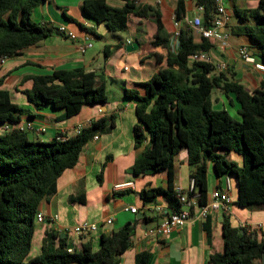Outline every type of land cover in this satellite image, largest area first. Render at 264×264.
<instances>
[{
    "label": "trees",
    "instance_id": "trees-1",
    "mask_svg": "<svg viewBox=\"0 0 264 264\" xmlns=\"http://www.w3.org/2000/svg\"><path fill=\"white\" fill-rule=\"evenodd\" d=\"M46 1L0 0V58L20 56L47 37L65 35L48 23L33 21L34 10ZM122 1L123 6L115 7L106 0H86L82 12L85 19L114 33L124 32L130 21L146 19L149 31L151 26L154 29L151 45L167 51L165 69L148 81L135 84L137 89H125L126 98L136 100L135 147L145 145L131 170L135 175L160 173L168 178L166 189L141 191L144 203L165 196L169 211L181 210L174 186V165L176 158L186 151L200 205L208 199L211 165L219 179L236 180L238 196L234 205L264 206V81L249 91L234 79L231 71L218 73L212 64L191 62L193 54L207 52L213 45L203 38L196 42L197 35L186 21L184 0L178 2L175 10L176 21L181 23L175 51L165 35L158 8L140 0ZM196 5L203 8V26L209 27L216 15L217 0H196ZM234 12L242 25L232 28L231 34L248 37L258 60L264 64V0L255 9ZM104 55L105 59L110 57L108 46ZM30 79L32 87L24 91L29 101L39 107L64 110L66 119L78 115L85 105L108 102L106 87L95 72L81 68L56 70ZM215 91L222 92L232 106L236 103L239 119H234L227 109H214V102H218L213 98ZM24 113L13 103L9 92L0 89V125H17ZM115 119L112 115L93 121L80 134L66 140L44 142L17 128L0 134V264L120 263V257L132 245L130 225L102 234L98 251L88 241L82 244V251L73 248L69 252V234L47 230L41 254L29 257L41 202L56 193L61 175L76 166L95 135L114 127ZM193 194L188 193L189 197ZM205 226L210 233L208 222ZM222 234L223 250L210 256V264H263L264 240L259 241L256 234L248 233L245 227H234L228 217H224ZM150 257V252H141L136 256V264H148Z\"/></svg>",
    "mask_w": 264,
    "mask_h": 264
},
{
    "label": "crops",
    "instance_id": "crops-1",
    "mask_svg": "<svg viewBox=\"0 0 264 264\" xmlns=\"http://www.w3.org/2000/svg\"><path fill=\"white\" fill-rule=\"evenodd\" d=\"M84 1L86 0H47L34 10L32 19L36 23H48L55 28L63 26L67 32L71 31L79 38L86 32L83 24L87 22L93 27L90 29L92 48L81 53L77 44L66 35L54 34L26 49L20 56L8 58L0 68V89L8 91L13 103L25 110L21 122L9 125L10 128L31 123L37 129H46L42 134L29 132L32 139L50 142L60 134L73 137L78 126L89 120L109 119L112 115L116 117L114 127L95 135L99 138H93L83 149L76 166L61 175L56 193L49 200L41 202L39 212L47 221L36 223L29 257L34 258L41 254L47 230L62 234V231L85 222L96 224L98 231L85 237L69 234L72 249L78 252L82 251V244L88 241L98 251L102 234L127 225L133 228L132 245L120 257L119 264H136V256L145 251L151 254L148 264H210V256L223 250L224 217H228L234 227H245L248 233L256 234L259 241L264 240V206L249 208L234 205L238 196L235 179H232L233 204L229 214L219 212L211 214L204 221L196 219L175 229L161 240L146 236L148 229L166 219L169 203L165 196H158L155 202L145 204L140 193L149 188L166 189L168 178L160 173L135 175L131 170L137 157L145 150V145L135 147L134 127L138 122L136 100L126 98L125 89H137L135 84L144 83L165 69L167 51L151 45L154 29L151 26L149 31L148 20L136 19L128 23L124 32H110L104 25H96L85 19L82 12ZM106 1L115 7L124 5L122 0ZM179 1L140 0L143 4L159 9L165 35L170 38L171 43L175 29L173 18ZM184 1L186 21L190 22L200 13L196 0ZM259 2L260 0H221L230 17L226 28V32L230 34L229 47L222 50L214 45L208 51L213 64H227V72L231 71L234 79L249 91L256 89L264 81V71L257 70L240 59L238 49L243 47L256 62H260L250 39L246 36H233L231 29L242 25L235 15V9H255ZM196 42H201L199 36L196 37ZM132 44L137 45L136 50H128ZM106 46L109 47L108 59L104 55ZM79 68L98 75L99 82L104 83L107 90L106 104L85 105L78 115L66 119L64 110L51 106L39 107L24 94V91L32 87L31 77L50 75L56 70ZM227 103L228 101H222L224 109H227ZM233 106L237 110L236 103ZM6 126L0 125V134L6 131ZM234 159L241 163L238 157L235 156ZM174 172L175 188L179 187L187 192L191 167L186 151L176 158ZM225 179H219L209 165L208 194L218 186H223ZM127 183H132V187L115 188ZM131 207L136 209L135 214L127 210ZM141 215L144 217L141 218ZM55 217L57 219L52 221ZM108 219L113 220L112 224H106ZM206 222L209 224L210 233L206 229Z\"/></svg>",
    "mask_w": 264,
    "mask_h": 264
},
{
    "label": "built area",
    "instance_id": "built-area-1",
    "mask_svg": "<svg viewBox=\"0 0 264 264\" xmlns=\"http://www.w3.org/2000/svg\"><path fill=\"white\" fill-rule=\"evenodd\" d=\"M197 9L199 13L203 11L202 7H198ZM230 17L227 14L224 6L221 3V0H217V6H216V15L211 21V25L209 27H204L202 22L201 15L196 16L192 21L187 23L192 27V29L195 31L196 35L200 38L208 40L213 46L218 45L222 50L229 47V39L230 34L226 32L227 25L229 23ZM173 25H174V32L172 36V49L175 51L177 50L179 46V34H180V26L181 23L176 21V18L174 16L173 18ZM86 32L84 33L83 37H78L73 32H67L63 26L59 27V31L64 33L70 40L74 41L77 44V49L81 53H85L87 49L92 48L93 42H92V34L90 32V29L93 28L87 22L83 24ZM130 44V43H129ZM238 55L242 61H244L246 64H249L256 68L257 70L264 71V64L260 62H256L255 58L248 52L246 48H239L238 49ZM8 58L2 57L0 58V68L1 66L6 62ZM191 62H201V63H209L215 66L216 72H226L228 71V65L225 63L221 64H213L212 58L209 55V52L207 51H198L195 54L191 56ZM93 121L89 120L84 125H79L76 134L78 135L81 133V131L89 126ZM20 131H27V132H36L38 134H42L46 131L45 128H35L34 125L31 123H27L26 125H20L19 127H16ZM11 129L10 126H6V131ZM57 140H66L70 137H68L66 134H60L57 137ZM95 140H97L99 137L95 136ZM225 182L223 186L214 189L211 193L208 194V199L205 205L199 204V194L196 188L195 180H190L189 189L186 193H183L182 190L179 187H176L175 190L177 193H179V199L180 203L182 204L181 210L179 212H168V216L166 219L154 226L153 228H150L146 231V236L152 237L155 239H164L168 237L175 229L181 228L185 226L186 224L196 220H206L207 217L211 214L223 212L225 214H229L231 211V206L233 204V200L231 198V192L233 190L232 185V179L230 177H225ZM132 183H127L123 185H118L115 188L116 189H124V188H130L132 187ZM188 193H194L193 195H188ZM131 213L135 214L137 211L135 208L131 207L129 209ZM159 210H161L159 208ZM158 210V211H159ZM57 219V217L53 218V220ZM37 223H45L47 221L46 217L42 213H38L36 216ZM113 220L108 219L106 221V224L110 225L112 224ZM98 231V226L96 224L91 223H81L79 225H76L72 229H66L62 231L63 233L67 234H73L78 237H85L92 235L93 233ZM68 251L71 252L72 248H68Z\"/></svg>",
    "mask_w": 264,
    "mask_h": 264
},
{
    "label": "rangeland",
    "instance_id": "rangeland-1",
    "mask_svg": "<svg viewBox=\"0 0 264 264\" xmlns=\"http://www.w3.org/2000/svg\"><path fill=\"white\" fill-rule=\"evenodd\" d=\"M97 43V41L95 42ZM214 100L218 101V102H214V109L215 110H219V109H223L222 106V101L224 100V102L226 101V98L223 96L222 92L220 91H215L214 95H213ZM227 105V110L229 111L230 115L234 118V119H239V115L237 113V110L234 108V106H232L229 102L226 104Z\"/></svg>",
    "mask_w": 264,
    "mask_h": 264
},
{
    "label": "water",
    "instance_id": "water-1",
    "mask_svg": "<svg viewBox=\"0 0 264 264\" xmlns=\"http://www.w3.org/2000/svg\"><path fill=\"white\" fill-rule=\"evenodd\" d=\"M137 49V45L136 44H132L131 46L128 47V50H136ZM141 218H143L144 216L141 215ZM244 231H241V234H243ZM253 238L255 239V236H253ZM85 241V240H84ZM73 246H70V248H72ZM263 264H264V257H263Z\"/></svg>",
    "mask_w": 264,
    "mask_h": 264
}]
</instances>
